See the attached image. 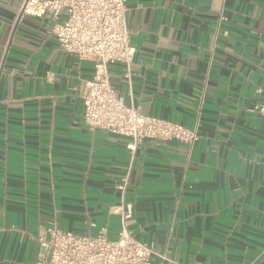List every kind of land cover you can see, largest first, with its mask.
Instances as JSON below:
<instances>
[{"label": "crops", "instance_id": "obj_1", "mask_svg": "<svg viewBox=\"0 0 264 264\" xmlns=\"http://www.w3.org/2000/svg\"><path fill=\"white\" fill-rule=\"evenodd\" d=\"M21 4L0 0V264H35L52 226L115 240L128 205L150 264H264V0H125L135 55L110 84L199 136L133 155L83 122L94 63Z\"/></svg>", "mask_w": 264, "mask_h": 264}, {"label": "built area", "instance_id": "obj_2", "mask_svg": "<svg viewBox=\"0 0 264 264\" xmlns=\"http://www.w3.org/2000/svg\"><path fill=\"white\" fill-rule=\"evenodd\" d=\"M125 13V0H22L19 11L20 16L47 18L51 24L49 34L63 52L94 63V74L85 82L82 94V116L87 127L127 139L126 148L131 155L147 139L175 141L192 148L199 139L196 130L145 115L124 104L110 84L108 67L115 63L124 65L129 80L135 55ZM259 112L264 115V106ZM127 181L125 178L118 189L123 191ZM131 218L128 205L120 213V230L112 241L103 231L96 235L74 234L52 226L47 230L48 237L37 238L35 264H150L157 254L133 237Z\"/></svg>", "mask_w": 264, "mask_h": 264}]
</instances>
